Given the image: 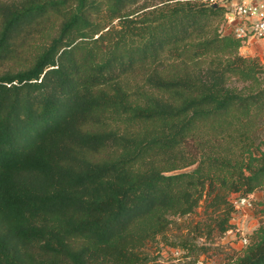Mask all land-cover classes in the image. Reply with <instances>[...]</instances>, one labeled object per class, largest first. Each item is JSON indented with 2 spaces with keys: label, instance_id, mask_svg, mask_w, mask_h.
<instances>
[{
  "label": "trees",
  "instance_id": "obj_1",
  "mask_svg": "<svg viewBox=\"0 0 264 264\" xmlns=\"http://www.w3.org/2000/svg\"><path fill=\"white\" fill-rule=\"evenodd\" d=\"M224 13L0 0V264H157L160 244L197 264L235 229L232 197L264 190V66ZM259 213L225 264H264Z\"/></svg>",
  "mask_w": 264,
  "mask_h": 264
},
{
  "label": "rangeland",
  "instance_id": "obj_2",
  "mask_svg": "<svg viewBox=\"0 0 264 264\" xmlns=\"http://www.w3.org/2000/svg\"><path fill=\"white\" fill-rule=\"evenodd\" d=\"M220 31L222 34L228 33L224 22L220 26ZM238 52L241 56L255 59L260 65L264 66V39L243 44ZM229 85L241 88L244 83L231 80ZM232 198H234V203L237 202L235 197ZM247 202L250 204L249 206L246 203L244 205L235 204L236 211L233 213L231 220L235 229L229 230L223 236L216 238L211 245L212 249L207 254L200 255L197 264H225L227 257L234 256L242 248L241 237L250 234L259 224L261 218L259 210L264 208V190L249 196ZM202 210L203 208L200 207L195 214L176 219L177 225L172 226L168 235L172 236L178 233V226L182 228L184 224L200 219ZM183 231L181 230L180 232ZM148 252L151 256L156 257L157 264H185L186 262L184 257H182V253L161 244L159 246H151Z\"/></svg>",
  "mask_w": 264,
  "mask_h": 264
},
{
  "label": "built area",
  "instance_id": "obj_3",
  "mask_svg": "<svg viewBox=\"0 0 264 264\" xmlns=\"http://www.w3.org/2000/svg\"><path fill=\"white\" fill-rule=\"evenodd\" d=\"M210 5H221L225 9L224 24L231 34L239 39L241 44L264 39V0H203ZM249 198V197H248ZM248 198H240L236 205H244ZM243 245L247 243L245 236L241 237Z\"/></svg>",
  "mask_w": 264,
  "mask_h": 264
},
{
  "label": "crops",
  "instance_id": "obj_4",
  "mask_svg": "<svg viewBox=\"0 0 264 264\" xmlns=\"http://www.w3.org/2000/svg\"><path fill=\"white\" fill-rule=\"evenodd\" d=\"M207 264H210V263H207Z\"/></svg>",
  "mask_w": 264,
  "mask_h": 264
}]
</instances>
